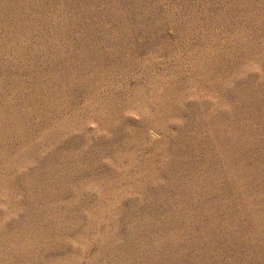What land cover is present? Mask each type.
Returning a JSON list of instances; mask_svg holds the SVG:
<instances>
[{"label":"rangeland","instance_id":"374dc122","mask_svg":"<svg viewBox=\"0 0 264 264\" xmlns=\"http://www.w3.org/2000/svg\"><path fill=\"white\" fill-rule=\"evenodd\" d=\"M0 264H264V0H0Z\"/></svg>","mask_w":264,"mask_h":264}]
</instances>
